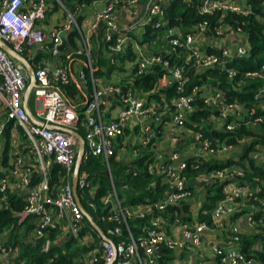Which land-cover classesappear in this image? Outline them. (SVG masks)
<instances>
[{
  "label": "built area",
  "instance_id": "obj_1",
  "mask_svg": "<svg viewBox=\"0 0 264 264\" xmlns=\"http://www.w3.org/2000/svg\"><path fill=\"white\" fill-rule=\"evenodd\" d=\"M137 1L89 0L77 8L85 6L90 14L78 18L77 8L69 12L60 0H0V41L21 56L25 52L32 57L30 51L48 55L34 62V86L28 94L35 104L30 114L36 122H32L22 107L27 71L0 48V209L7 206V193H14L23 203L14 215L19 221L31 218L25 242L32 246L39 243V251L47 255L52 243L72 240L83 248L73 264H161L162 248L173 252L177 264H260L246 257L233 239L237 234L258 235L252 248H262L264 180H245L244 169L236 164L199 172L190 183L182 173L188 158L194 159L191 167L195 168L201 159L236 150L225 142L212 147L189 116L197 109L209 108L211 114L205 121L210 129L231 131L239 120H228V116L241 119L245 115L238 104L226 102L224 91L217 85L194 86L189 94L184 93V86L188 72L199 73L207 68H218L227 79H235L238 71L226 63L248 55L244 35L238 29L232 35L243 37L244 42L226 44L224 29L231 30L223 22L207 34V15L219 11L221 16L233 13L247 17L251 7L246 0H200L197 11L204 17L188 32H182L166 25L163 13L167 0H146L135 9ZM148 27L161 30L147 35ZM97 29L104 44L100 56L112 66L108 73L92 62L91 37ZM72 31L76 33V44L68 47L66 42L65 48H58L62 36L66 41ZM208 49L216 52L209 53ZM153 66L162 71L157 99L151 96L154 89L142 91L132 82ZM97 69L103 72L95 75ZM239 74L261 82L253 97L264 111V63ZM71 80L75 82V94L66 98L60 86ZM168 87L174 88V94L166 98ZM79 102L83 103L80 109L76 107ZM214 110L218 113L213 114ZM252 113L250 109L249 115ZM262 124V115L245 121L255 129ZM79 126L83 129L79 162L88 155L99 157L109 181L101 204L106 209V220L112 224L104 230L89 217H85L88 223L84 222L81 205L72 194L78 141L69 131L78 134ZM179 147L193 150L181 158ZM140 151L149 154L148 170L172 190L150 203L123 206L108 160L134 161ZM250 157L264 168V146ZM54 164L59 167L55 178L51 173ZM204 184H216L219 197L209 201L211 193L206 195ZM74 189L75 194L76 189L93 194L88 174L77 170ZM169 205L179 207L172 218L165 214ZM200 210L209 216L207 222L198 219ZM146 216L138 235L133 236L127 220ZM182 216L189 219L182 221ZM172 224L177 225L176 231L170 230ZM51 230H55V237L50 238ZM5 239L6 231L0 230V264H15L18 249ZM54 253L47 255L43 264H49Z\"/></svg>",
  "mask_w": 264,
  "mask_h": 264
},
{
  "label": "trees",
  "instance_id": "obj_2",
  "mask_svg": "<svg viewBox=\"0 0 264 264\" xmlns=\"http://www.w3.org/2000/svg\"><path fill=\"white\" fill-rule=\"evenodd\" d=\"M63 1L68 10H74L72 2L85 3L89 0H61ZM200 0H188L187 3L182 0H167V4L164 7V18L166 20L167 27H176L182 32H188L191 25L196 21L203 18L204 15H200L197 11ZM251 7V13L247 17L238 16L233 13H226L221 16L219 11H215L211 15H207L208 27L207 34L213 32V27L218 23L223 22L228 25L229 29L233 32H241L244 35V40L248 46V55L244 57H235L231 61L227 62V66H231L238 71L237 76L233 80L227 79L224 72L218 68H207L199 73L188 72V80L184 86V93H190L192 87L199 86L204 83H210L217 85L222 91H224L226 102H235L240 107V111L245 113L241 119L230 114L228 120H239L238 125L231 131H227L224 128L218 130H211L207 124L206 118L211 114L209 108L197 109L189 120L195 123V129L198 130L201 135L211 142L212 147H217L220 142H225L232 145L238 151L231 156H225V154H218L217 157H211L204 160H200L199 164L195 168L191 167L193 158L187 159L186 168L183 170V175L187 179V183L193 182L195 176L199 172H204L210 169H220L230 164H236L244 169L243 178L247 181H251L253 177H257L260 180H264V168L259 167L250 157L255 151H258L260 147L264 146V124H262V130L255 129L245 125V121L251 119L254 116L262 115L264 119V111L260 110L257 105V101L254 99L253 94L260 85V81L257 79L243 78L239 74L245 69H255L259 64L264 63V0H246ZM206 17V16H205ZM161 30L147 28V35L152 33L157 34ZM75 36V32H70L66 35V42L68 45L73 46L72 38ZM100 30L97 29L91 37V53L93 55L92 62L94 65H101L105 73H108L112 68L108 64L104 57L100 56L101 46ZM104 45V44H103ZM209 53H215V49H208ZM22 56L28 59L32 69H35L34 59L28 58L26 53H22ZM100 70H94L95 75H99ZM240 79V80H239ZM162 80V71L158 66L151 67L147 73L133 78V86L142 91H148L158 88ZM239 80V81H236ZM75 82L71 80L68 84L60 86V90L63 91L66 98L73 97L75 94ZM174 94V88L168 87L164 91L165 97H169ZM152 97L158 98L157 91L151 94ZM83 103L79 102L76 107L80 109ZM201 101L198 102V107H201ZM250 109L253 113L249 115ZM213 114H217L218 111H212ZM186 126L191 127L190 123ZM77 133L83 135V129L79 126ZM125 134H128V130H125ZM137 145H133V148ZM149 154H144L140 151L134 161L123 162L122 159L118 160L111 157L108 160L110 176L115 187L116 194L120 199V203L123 206H130L136 204L150 203L160 199L169 193L172 189L168 184L160 183L158 176L148 170ZM245 161V163H244ZM79 174L86 173L91 180V185L94 188L93 194L90 195L87 189H76L77 199L83 208L87 216L93 221L100 229L104 230V227L111 225L112 223L106 220V209L102 207L101 198L105 192L109 189V181L105 172L104 164L99 157L88 155L85 159L79 162L78 166ZM59 171L58 165L54 164L51 169L53 178L55 173ZM135 171V174H132ZM205 193L207 196L211 193L208 200L214 201L219 197L218 186L212 184H204ZM89 203L93 204L92 208ZM23 203L17 196L12 193H7V206L0 209V230L6 231V242L18 249V255L14 260L15 264H43L47 258V255L52 253L55 256L49 264H73L74 258L83 248L74 244L72 240L52 243L49 254L43 255L39 251V243L32 246L25 242V237L32 227L31 218L25 217L21 221L14 215L22 209ZM204 208H207V204H203ZM179 209L176 205H169L165 214L172 218L173 213ZM185 209V207L183 208ZM198 219L209 220V216L202 213V210L198 211ZM148 216L142 219H130L127 220L129 230L133 236H137L139 233V227L145 224ZM188 217L182 216V221L188 220ZM84 222L88 223L84 217ZM123 230V235H125ZM55 230L50 231V238L55 237ZM236 241L239 242L240 250L246 257L255 259L260 264H264V243L260 250L252 248V244L258 235H235ZM173 252L168 249L162 248L159 261L161 264H170L173 260Z\"/></svg>",
  "mask_w": 264,
  "mask_h": 264
},
{
  "label": "water",
  "instance_id": "obj_3",
  "mask_svg": "<svg viewBox=\"0 0 264 264\" xmlns=\"http://www.w3.org/2000/svg\"><path fill=\"white\" fill-rule=\"evenodd\" d=\"M65 47H66V41H65V39L62 36V42H61V44L59 45L58 48H65ZM0 48L3 51H5L8 55H10L12 58H14L17 61H19L24 66L25 70L27 71L28 83L26 85V89H25V92H24V95H23L22 107H23L25 113L27 114V116L32 120V122H36L32 118L30 112L28 111V109L26 107V101H27V97H28L29 91L34 86L35 78H34L33 69L29 65V63L26 61V59H24L20 54L16 53L13 49H11L8 45H6L5 43H3L1 41H0ZM222 60H224V58ZM257 128L259 130H262L261 126H257ZM69 133L72 134L78 141V146H77L78 148H77V152H76V156H75L74 169H73L74 170V174H73V177H72V180H71V184H72L73 197H74L75 201L79 204L78 199H77L76 194H75L74 186H75V181H76V173H77L78 166H79V160H80L81 153H82V150H83V140H82L81 136L76 134L75 132L69 131ZM193 196L196 198V194H193ZM80 210H81L82 214L84 215V217L88 218V216L86 215V213L84 212L82 207L80 208ZM96 230L99 233H101L100 230L97 229V227H96ZM155 249L157 251H159L160 247L156 245Z\"/></svg>",
  "mask_w": 264,
  "mask_h": 264
},
{
  "label": "crops",
  "instance_id": "obj_4",
  "mask_svg": "<svg viewBox=\"0 0 264 264\" xmlns=\"http://www.w3.org/2000/svg\"><path fill=\"white\" fill-rule=\"evenodd\" d=\"M60 1H61V0H60ZM145 1H146V0H138V1H137V5L135 6V9L141 7V5L145 3ZM61 2H62V4H63L64 6H66V4H65L63 1H61ZM54 3H55V2H54ZM55 5H56V4H55ZM72 5H73L74 10H75V9L78 7L79 3H77V2L75 1V2H72ZM66 7H67V6H66ZM87 14L89 15L90 13H89V10L87 9V7H85V6H81V7L77 8V10H76V16H77L78 18H80L81 16H86ZM44 24H45V25H50L49 23H47V21H44ZM242 38H243V37H239V36H237V35L227 36V38H225V39H226V42H225V43L228 44V45H232V46H233V45H236V44H241V43L244 42V40H243ZM72 40H73V45H75V44H76V33H75V36L72 38ZM69 46H70V45H68V47H69ZM28 55H33V56L30 57V58H33V59H34L35 64L37 63L39 57H41V56L48 57V55L45 54V53H38V54H37V51H30V52H28ZM30 97H31V101H32V109H30V108L28 107V104H27V103H28V100H29ZM26 107H27V109H28L29 112H31V113L34 112L35 104H34V101H33V98H32L31 95H29V96L27 97ZM7 132H8V129H7V126H6V128H5V130H4V135H5V136H6V133H7ZM0 147H1V146H0ZM130 148H131V147H130ZM179 148H180V147H179ZM1 149H2V148H0V150H1ZM180 150H181V158H185V157L190 153V151H192L193 149H192L191 147H181ZM127 151H128V148H127ZM196 197H197V195H196ZM190 206H191V205H190ZM176 228H177V225H175V224L170 225V230H172V231H176ZM236 239H237V237H234L233 240H236ZM173 258H174V259L170 261V264H177L178 261L175 259V257H173ZM200 262H204V260L201 259Z\"/></svg>",
  "mask_w": 264,
  "mask_h": 264
},
{
  "label": "rangeland",
  "instance_id": "obj_5",
  "mask_svg": "<svg viewBox=\"0 0 264 264\" xmlns=\"http://www.w3.org/2000/svg\"><path fill=\"white\" fill-rule=\"evenodd\" d=\"M47 1H49V2H52L53 0H47ZM66 9H67V7H66ZM68 10V9H67ZM69 11V10H68ZM70 12V11H69ZM233 33H235V32H230L227 28L226 29H224V35H226V36H231ZM28 107L30 108V109H32V101H31V97L29 98V100H28ZM238 151L237 150H232L230 153H227V154H225V156L227 157V156H231L232 154H235V153H237Z\"/></svg>",
  "mask_w": 264,
  "mask_h": 264
}]
</instances>
